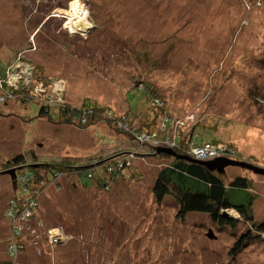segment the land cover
Returning a JSON list of instances; mask_svg holds the SVG:
<instances>
[{
    "label": "rangeland",
    "instance_id": "obj_1",
    "mask_svg": "<svg viewBox=\"0 0 264 264\" xmlns=\"http://www.w3.org/2000/svg\"><path fill=\"white\" fill-rule=\"evenodd\" d=\"M71 1L0 0V57L7 62L24 51L19 57L59 77L61 83L51 86L52 94L56 84L63 87L66 81L69 104L112 100L115 113L126 112L132 122L152 110L144 90L150 85L175 122H181V136L201 123L199 128L233 144L242 160L264 169V0H81L93 24L87 36L63 31L65 17L57 10L68 8ZM39 85L35 89L40 91ZM60 95L55 94V100L65 102ZM29 104L0 106V168L14 152L47 162L70 157L73 173L79 171L77 165L92 163L90 158L105 160L120 152H124L120 160L130 165L109 175V192L96 182L82 187L74 174L54 177L52 182L65 185L62 193L52 184L31 185L41 196H33L36 212L30 208L34 203L26 202L33 200L32 195L22 194L19 180L13 189L10 176L0 174V262L10 257L9 246L19 245L15 260L22 264H264V234L251 229L239 213L234 217L227 210L237 222L220 227L205 213L176 218L175 194L166 195L160 203L155 200L152 187L159 167L168 164L169 158L138 157L133 153V134H118L107 124L85 129L61 124L57 130L47 116L38 122L39 108ZM95 166L91 169L94 181L103 169ZM24 169L35 175L34 169ZM43 169L37 171L44 174ZM86 172L81 171L80 182H91ZM221 176L226 184L237 177L253 181V190L259 194L253 216L263 219L262 176L233 166ZM227 196L236 202L246 199L238 189H230ZM8 199H14L11 217L5 212ZM23 209L29 211L25 221L30 226L16 234L11 226L23 222ZM38 216L48 225L63 228L66 248L55 246L48 231L35 226ZM247 228L251 239L230 260L231 245ZM209 229L215 239L206 236ZM32 230L41 232L36 239ZM75 232L92 235L85 239L90 244L84 249L75 240Z\"/></svg>",
    "mask_w": 264,
    "mask_h": 264
},
{
    "label": "trees",
    "instance_id": "obj_2",
    "mask_svg": "<svg viewBox=\"0 0 264 264\" xmlns=\"http://www.w3.org/2000/svg\"><path fill=\"white\" fill-rule=\"evenodd\" d=\"M21 52L24 51L16 53L14 58H11V55L10 59L7 61L8 63L0 57V82H5L7 80L9 74L8 69L10 68L9 65L11 66L15 63L21 62L24 65L27 64L29 68H32L31 77L33 78V81L35 83H42L45 86L46 90H49L50 85L54 84V82H57L59 77H55L53 75L49 76L47 75V72L43 67L36 66L30 60L19 57L21 56L19 54ZM43 73H46V75L42 76ZM66 86L67 85H65L64 97L69 99V97H67L66 95ZM144 88L147 96L146 99L149 102V106L150 108H152V110H150V113H144L143 115L137 117L135 122L128 120L126 112H124L126 116L125 118H122L120 113H115V110L111 105V103L113 102L112 100H110L109 103H101L102 101L99 100L100 102H98L97 98H95L97 100L84 99L83 102H80L79 104L73 103L71 101V104L54 102L49 105V100L44 95H42V98H39L34 95L32 91L25 92L23 90L18 91L17 89H13L12 94H0L1 96H4L6 98V100L1 103L0 106H8L11 104L14 105V103L20 102L26 107L27 105H30L29 103L34 102L39 108V112L37 113V121L44 122L41 121L40 118L47 116L50 121L53 119V123L57 130L61 129V124L74 126L78 129H85L91 125L99 123L107 124L114 132L116 131V133L118 134H123L129 137L130 135L128 134V132H126L125 129L118 127V123L116 122L117 120H124L127 121L129 125L128 128L137 126L140 132L144 131L147 135L155 131H157L158 135L165 134L169 130V123L164 127V129H162L161 118L163 117L162 113L167 112L166 108L161 109L158 106H152V99H158L159 97L155 95L157 93L155 92V89H153L150 85H145ZM159 109L161 111L158 113L157 110ZM51 112H53L54 115L57 116V120L52 117ZM83 120H85L84 123ZM197 125L198 127L194 126L191 129L195 130L198 129L199 126H202L201 123ZM192 130L190 132V141L194 145L197 144L199 146L201 144L203 145L212 143L216 145L218 142H221L218 137L214 135L215 132H210L208 131L209 129L205 127H200L199 132L197 133H192ZM200 132L205 134L204 138L201 137ZM185 141L186 138H181V142L179 139L180 146L173 148L177 154L184 155L185 152L189 151L190 147L184 144ZM222 154H227V152L222 150ZM170 157L173 158V162L171 164H168L158 172L153 184L152 193L154 194L155 200L158 203L164 200L165 196L168 194L176 195L177 201L179 203V209L175 215L176 218L183 219L186 217L187 213L200 212L207 214L211 222H213V224L215 225H218L220 227L224 225L233 227L237 220L225 216L223 213V211H225L226 209H233L242 216V220L249 224L251 229L256 230L257 233H264V219H260L258 221L253 216V204L257 194H255L253 191L252 180L244 177H237L229 184H226L222 176L218 175L214 171L208 170L203 165H199L194 162H188L172 156ZM39 162H44V165L38 168H44L43 170L46 172H44V174H41L39 173L40 171H37L38 168H34L35 180L47 179L49 174H52L56 169L65 170L66 167L71 169L75 166L73 164V160L70 159L61 158L59 160L57 159L47 162L46 160L41 161V157L33 156V158H31L30 160L25 154H17L16 152H14L7 159H5L4 163L1 165L0 171L17 167L27 168L28 165ZM24 168L21 171L20 169L15 171L16 185L18 182V176L22 173H26V169ZM79 168L80 167H77V169ZM92 168L94 167L88 168L85 174L86 179H90L91 182L89 180H85V183L79 181L78 183L82 187L89 188L90 186L92 187V185H94V182H96L100 186V188L102 185L103 191L109 188L111 186L109 175L112 174L104 176V169H99L97 180L94 181L92 180L94 177L91 170ZM123 171L124 170H121L115 173H121ZM18 185L22 187L21 183H18ZM230 189H238L244 191L246 195V199L244 200L245 202H236L230 200L227 196ZM108 191L109 190L104 192ZM173 191L174 193H172ZM13 200L14 199L7 200L5 207L6 214H8V212L11 210L13 206ZM8 216L11 217L12 215ZM251 229L247 228L244 232H241L234 240L228 253L230 260L233 259L234 256H236L238 253H240L246 246L247 241L251 239ZM78 235L82 238L79 239L78 243L80 247L90 244V242L88 241L85 242V238L87 237L85 234L79 232ZM75 236V240H78V236ZM82 249L84 248L82 247ZM17 256L6 258V260L1 261L0 264H22L17 263V261L15 260Z\"/></svg>",
    "mask_w": 264,
    "mask_h": 264
},
{
    "label": "bare ground",
    "instance_id": "obj_3",
    "mask_svg": "<svg viewBox=\"0 0 264 264\" xmlns=\"http://www.w3.org/2000/svg\"><path fill=\"white\" fill-rule=\"evenodd\" d=\"M57 11L62 16L65 17L63 31L69 32L70 34H80L82 36L89 35L90 29H92V26H93L92 19L90 18L88 8L86 7V5L81 0H72L69 3V7L68 8L61 7ZM19 63H21V62L15 63V64H13L11 66L9 65V67H10V69L12 71V74L15 76L12 79V81L15 82V83L18 82V85L21 88V90H23L25 92L34 91L35 90V87H33V85H31L30 83H27L25 81V79L22 77V75L20 74L19 70L16 69ZM143 86H144V84H143ZM138 87L143 88L142 85L141 86H138ZM39 88H41V87H39ZM62 89H63V87H62ZM144 90H145V88H144ZM35 92L37 94H43L45 97H47V99L49 100V103H48L49 105H51V103L56 102L54 94H52V92L49 91V90H46V89L43 90L41 88L40 91L36 89ZM159 102H160V104L158 105V107L161 108V109L165 108L164 101H162L161 99H159ZM65 103H69L66 98H65ZM160 111H161L160 109L157 110L158 113ZM162 114H163V119H161V125L163 123H165V126H166L169 123V127H168L169 130H168V132H166L165 134H160V135L157 134V131L152 132V133L148 134V135H152V137L150 139H148V140H145L144 142H143L142 139H141L142 142H139L133 136L132 137V145L135 146V149H133L134 150L133 153H135L136 155H139L138 157L141 156L143 159L147 158V156H149L150 158H153V159H157V160L158 159L160 160V159L169 158V162H167V163L168 164H171L173 162V159L170 157V154H167V153H158L157 154V153L154 152V150H156V148H160V147H162V148H169V149L174 150L173 149L174 147H179L180 146L181 138L182 139L186 138V141H185L184 144L187 145V146H189V147H191V146L197 147L198 145L197 144L194 145L193 143H191V141H190V139H191L190 132L188 134L184 135V136H186V137H184L183 135L181 136V134L183 132V129H181L180 126H177V127H173L172 126L171 123L174 120V118L172 117L171 114H169L168 112H165V113H162ZM121 117L122 118H125L126 117L125 114H124V112L121 113ZM165 119H166V121H164ZM192 119L193 118L190 117L188 119V121L191 122ZM84 122H85V120H83V123ZM116 122L118 123V127H121L123 129H125V131L128 132V134L131 133L124 126V124L127 123V121H124V120L118 121L117 120ZM137 129H138V127H137ZM162 129H164V127H162ZM138 132L141 133V134L147 135L144 131H141L140 132L138 130ZM57 133L59 134V132H57ZM167 139L174 140L175 146L174 147H171V146L167 145L166 144V140ZM179 139H180V142H179ZM223 144L225 146H223ZM211 145H213V147L216 148V150H217L216 154L214 156H212V157H210V156L202 157V154L201 153L203 151L201 153H195V151H192V153L195 154V155H191L189 152H185L184 155L185 156H188L191 159L198 160V161H209V160H213V159L219 158V157H224V158L231 159V160H242L240 158V155L237 152V150L233 147V144H231L229 142H226V143L218 142L216 145L214 143H212ZM222 150L223 151H226L227 154H222ZM123 153L124 152H120V153H117V154H113L110 158L105 159V160H103V159L100 160L99 158H96V159L93 160V159L90 158L88 161H90L92 163L87 164V165H84V164L83 165H77V167L79 166L80 168L78 169L79 171H76L75 173L72 172L73 171V168L69 169L68 167H66V169H65L66 171L65 170H62V169H56V170L53 171L52 174L49 175L50 176V180H46V179L35 180L34 179L35 177L34 176L32 177L30 175V172L28 170H26L25 172L28 173L29 179H30L31 183L37 184L38 186H41L40 188H46L47 186H50V184H52L54 186V189L56 191L62 193V191L64 190L63 187L65 185L62 182H59L58 180H56L55 182H52L54 180V177H55V174L56 173H59V172L62 173L61 176H64V175L66 176L67 174H74V175L77 176V178H78L77 180L80 182V173H81L80 170L88 169V168L94 167L97 164H100V165H102V167L104 169V171H103L104 176H108V174H115V172H119L121 170H125L130 165L129 164L130 162L123 161V162H121V166H119V162H120V159H121L120 156ZM128 153H131L132 154V152H128ZM172 157H175V156H172ZM62 159H70V160H73V159H71L70 157H67V156H63ZM44 160H45V158H42L41 159V161H44ZM131 161L135 162L136 159L133 158ZM146 161H147V159H146ZM185 161H187V160H185ZM188 162H191V161H188ZM39 163L44 165V162H39ZM168 164H164V166L159 167V171L162 168H164L165 166H167ZM252 165L255 166V167H259V166L255 165V164H252ZM233 167H237V166H233ZM23 168L24 167H21V168L17 167L16 170H19L20 169V171H21V170H23ZM27 168H30V167L27 166ZM226 168H225V170H226ZM239 168L247 169L249 171L251 170L249 168L241 167V166H239ZM32 169H34V168H32ZM214 172H216V171H214ZM217 174L220 175L219 173H217ZM260 176H262V178L264 179V175L259 174V177ZM61 179H63V178H61ZM81 182L82 183H85V181H83V180H81ZM11 186H12V184H11ZM101 189L103 190L102 185H101ZM107 190L111 191V186L109 188H107L106 190H104V191H107ZM254 193L259 196L258 192L256 193L254 191ZM37 195L40 196V194H38V193H37ZM35 203L36 202H34L33 207H30V208L33 211L36 212V208L37 207H36V204ZM227 210H229L230 214L231 215L233 214L234 217H238V212L237 211H235L233 209H226L225 211L227 213H229ZM223 213H224V211H223ZM225 216L230 217L229 214L228 215H225ZM48 222H49L48 220L45 221V220L42 219V217L38 216L37 219L34 221V224H35V226H42V227H44V230L45 231L46 230L48 231L47 232L48 233V236L51 237V240H52L51 242L55 246H57L58 248H60L61 250H63L62 248H66L68 246L66 244V242H64V230H63V228L62 229H59V227L57 225H48ZM27 226H30V225H28L26 222L20 223L19 224V229L17 230V233L16 234H18V231H20L21 229H24ZM64 229H65V227H64ZM66 231H68V230H66ZM51 232H54L53 235H52ZM39 233H41V232H38L36 230H32L33 238L36 239L37 236L39 235ZM76 233H79V232H76ZM116 233L119 234L117 231H116ZM53 236H55V237H53ZM90 237H92V235ZM215 238H216V236H215ZM39 239L41 240L42 238L40 237ZM42 242H44V239H42ZM52 243H51V245H52ZM24 252H25V255H27L26 247L24 248ZM67 253H69V252H67ZM24 258H26V257H24ZM28 260L33 263V261L30 258Z\"/></svg>",
    "mask_w": 264,
    "mask_h": 264
},
{
    "label": "built area",
    "instance_id": "obj_4",
    "mask_svg": "<svg viewBox=\"0 0 264 264\" xmlns=\"http://www.w3.org/2000/svg\"><path fill=\"white\" fill-rule=\"evenodd\" d=\"M17 68H19L18 70H19L20 74L22 75V77L25 79V81L27 83L31 84L32 69L29 68L27 65H24V64H21V65L18 64ZM8 71H9V74H8L7 80L5 82H0V94H12L13 89H17L18 91L21 90V88L18 85V82L15 83V82L12 81V79L15 76L12 74V71H11L10 68L8 69ZM55 86L57 88V91L53 92L54 95L55 94L56 95L62 94L63 93V89H62L61 85L59 86V85L56 84ZM39 87L46 89L45 86L42 83H40ZM35 91H36V89L33 91V93L37 94ZM42 95L43 94H39V97L42 98L43 97ZM5 100H6V98L4 96L0 95V104L3 103ZM56 102H57V100H56ZM59 103H64V102L61 100ZM159 104H160V102H159L158 99L152 100V102H151L152 106H158ZM164 121H166V119ZM179 123H181V122H178V121L175 122V119H174L171 124H172L173 127H177V126H180ZM124 126L133 134V136L139 142H142L141 139L144 142L145 140H148V139H150L152 137V135H145V134L139 133L136 126H132V127L128 128L129 127L128 123H125ZM162 127H165V123L162 124ZM166 144L171 146V147L175 146L174 140H170V139L166 140ZM192 151H195V153H201L203 151L201 153L202 157H207V156L212 157L217 152L216 148H214L213 145H211V144H203V145H200V146H197V147L191 146L188 152L191 155H195V154L192 153ZM208 151H213V152L211 154H208ZM121 159H123V158H121ZM123 161H126V159H124ZM121 162L122 161L120 160L119 166H121ZM57 175H62V173H60V172L56 173L55 177ZM18 180H19V183L22 184V189H21L22 190V194H25V195L26 194H30V195H32V197L35 196V194H37L36 190L34 191L31 188V185H34V184L31 183L28 173L20 174L18 176ZM37 188H39V187H37ZM26 202L34 203V197H33V200H27ZM14 210H15V207H14V201H13V206H12L11 210L8 212V215H11ZM21 215H22V219L21 220L23 222H26L25 221V217L29 216V211L27 209H23L21 211ZM18 229H19V227L15 226V225L11 226V231H13L14 233H17ZM18 248H19V245H11V246H9V255H10L11 258L13 256H17L18 255V253L20 252V251H18Z\"/></svg>",
    "mask_w": 264,
    "mask_h": 264
},
{
    "label": "water",
    "instance_id": "obj_5",
    "mask_svg": "<svg viewBox=\"0 0 264 264\" xmlns=\"http://www.w3.org/2000/svg\"><path fill=\"white\" fill-rule=\"evenodd\" d=\"M155 151H156L157 154L158 153H167V154H170L171 156H175L176 158H179V159H182V160L191 161V162L197 163L199 165H203L208 170L216 171L219 174L225 173V168L226 167H229V166H237V167H239V166H241V167H246V168L252 169L254 171V173H256V174L264 175V169L259 168V167H255V166L252 165V163H250L248 161H245V160H231V159H227V158H224V157H219V158H215V159L209 160V161H198V160L191 159V158H189L188 156H185V155H179L174 150L169 149V148L160 147V148H156ZM41 165H43V164H40V163L39 164L38 163L34 164L33 163V164L28 165V167H30V168H38ZM19 168H21V167H19ZM15 171H16V168H10V169H6V170H3V171H0V174H7V175L10 176L11 184H12L14 189L16 188V181H15L16 173H15ZM224 214L228 215L229 213L224 211ZM206 236L211 238V239L215 238V235L212 233L211 229H209V231L206 233Z\"/></svg>",
    "mask_w": 264,
    "mask_h": 264
},
{
    "label": "clouds",
    "instance_id": "obj_6",
    "mask_svg": "<svg viewBox=\"0 0 264 264\" xmlns=\"http://www.w3.org/2000/svg\"><path fill=\"white\" fill-rule=\"evenodd\" d=\"M32 76V75H31ZM58 82V81H57ZM54 83H56V82H54ZM59 84L61 83V82H58ZM37 84H40V83H35L34 81H33V78L31 77V85H33V87H35V85H37ZM65 85H66V81H65V83H64V86H63V90H65ZM51 86H53V84H51L50 85V88H49V91H51L52 92V90H53V88L51 89ZM33 92V91H32ZM34 94V93H33ZM61 96V98L62 99H64L65 97H64V91H63V93L60 95ZM39 97V96H38ZM40 98V97H39ZM64 102V101H63ZM65 103V102H64ZM241 158V157H240ZM75 234L78 236L77 238H78V241H79V239H82L81 237H79V235H78V233H76L75 232ZM81 235V234H80ZM90 238H92V237H86L85 239L86 240H88V239H90ZM90 252H88L87 251V253H86V257L88 256V254H89Z\"/></svg>",
    "mask_w": 264,
    "mask_h": 264
},
{
    "label": "crops",
    "instance_id": "obj_7",
    "mask_svg": "<svg viewBox=\"0 0 264 264\" xmlns=\"http://www.w3.org/2000/svg\"><path fill=\"white\" fill-rule=\"evenodd\" d=\"M29 254H27V256H28ZM29 257V256H28ZM30 258V257H29ZM31 259V258H30Z\"/></svg>",
    "mask_w": 264,
    "mask_h": 264
}]
</instances>
